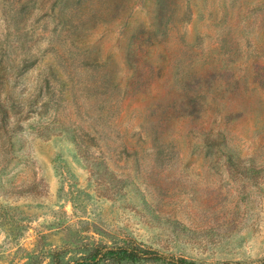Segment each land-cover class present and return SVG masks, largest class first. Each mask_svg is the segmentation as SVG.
<instances>
[{
	"label": "rangeland",
	"instance_id": "374dc122",
	"mask_svg": "<svg viewBox=\"0 0 264 264\" xmlns=\"http://www.w3.org/2000/svg\"><path fill=\"white\" fill-rule=\"evenodd\" d=\"M94 253L264 264V0H0V264Z\"/></svg>",
	"mask_w": 264,
	"mask_h": 264
},
{
	"label": "trees",
	"instance_id": "16d2710c",
	"mask_svg": "<svg viewBox=\"0 0 264 264\" xmlns=\"http://www.w3.org/2000/svg\"><path fill=\"white\" fill-rule=\"evenodd\" d=\"M98 255V253H94L89 260L83 261V262H75L73 264H96L95 263V258ZM115 256L119 260H129V261H134L138 262L142 260L141 255L137 252H134L133 250H126V249H118L115 251ZM99 262V261H97ZM176 264H193L191 262H187L186 260L179 259L176 261Z\"/></svg>",
	"mask_w": 264,
	"mask_h": 264
}]
</instances>
